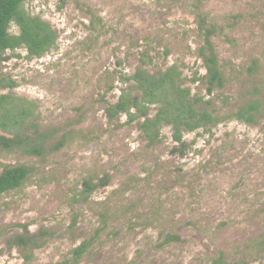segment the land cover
<instances>
[{
	"label": "rangeland",
	"instance_id": "rangeland-1",
	"mask_svg": "<svg viewBox=\"0 0 264 264\" xmlns=\"http://www.w3.org/2000/svg\"><path fill=\"white\" fill-rule=\"evenodd\" d=\"M22 8L50 24L55 44L40 58L24 47L0 55L9 130L57 135L41 155L0 147V172L30 168L0 195V264H210L219 253L264 264V108L256 124L231 116L249 100L264 105V0H27ZM198 15L216 27L224 83L211 92ZM171 65L189 97L220 117L184 132L183 155L171 152L168 125L149 143L141 118L105 115L124 89L140 95L127 79L137 68L158 74ZM1 111L0 135L11 136ZM104 177L85 195L83 181ZM23 226L43 234L39 247L10 242ZM170 234L178 240L165 241Z\"/></svg>",
	"mask_w": 264,
	"mask_h": 264
},
{
	"label": "trees",
	"instance_id": "trees-1",
	"mask_svg": "<svg viewBox=\"0 0 264 264\" xmlns=\"http://www.w3.org/2000/svg\"><path fill=\"white\" fill-rule=\"evenodd\" d=\"M27 0H0V55L7 50L19 47L26 49L28 57L40 58L45 55L55 44V32L50 24L37 16L28 14L23 8ZM15 24L18 33H11L9 26ZM198 30L202 38L199 48V57L202 59L205 70L207 91L221 88L224 76L211 42L212 35L216 32L213 24H208L203 16L198 15ZM144 62V60L142 61ZM179 72L174 65L169 66L158 74L137 68L127 77L134 82V89L140 92L139 96L132 95L128 89H124L114 103L105 108V115L109 121L117 119L121 114H127L129 121L141 118L139 129L143 137L149 143L153 142L160 131L162 124L171 129V137L175 142L171 152L183 155L187 143L183 138L184 132H192L199 128L207 129L216 124L220 117L199 105V100L190 98L187 88H182L178 83ZM7 96H0L1 125L4 131L11 136L0 135V147L3 149L21 148L23 152L31 155H41L45 151V142L57 135V131H11L9 125L13 120L9 116ZM7 103V104H6ZM152 104H158V109L153 116L148 113ZM7 105V106H6ZM264 105L258 100H249L238 107L231 114L235 119L248 124H256L258 114H262ZM226 117H229L226 116ZM23 121V119H22ZM63 134L51 149H58L65 143ZM30 168L19 164L5 167L0 172V195L14 190L22 185L29 175ZM107 179L101 178L98 182L83 181L85 195L90 194L95 188L107 184ZM87 197V196H86ZM42 233H31L25 226L19 234L12 236L10 242L22 249L37 248L42 243ZM176 235H167L165 241H176ZM89 245V241H83L73 249L75 259L80 258ZM210 264H245L244 260L227 261L221 253L214 257Z\"/></svg>",
	"mask_w": 264,
	"mask_h": 264
}]
</instances>
